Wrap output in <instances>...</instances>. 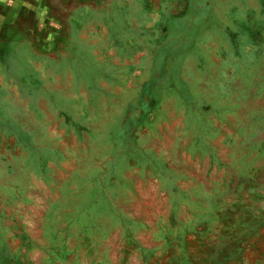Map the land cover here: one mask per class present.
Instances as JSON below:
<instances>
[{
  "label": "rangeland",
  "instance_id": "1",
  "mask_svg": "<svg viewBox=\"0 0 264 264\" xmlns=\"http://www.w3.org/2000/svg\"><path fill=\"white\" fill-rule=\"evenodd\" d=\"M73 3L0 0V239L36 264H94L98 234L106 264H264V0H111L72 42Z\"/></svg>",
  "mask_w": 264,
  "mask_h": 264
},
{
  "label": "crops",
  "instance_id": "2",
  "mask_svg": "<svg viewBox=\"0 0 264 264\" xmlns=\"http://www.w3.org/2000/svg\"><path fill=\"white\" fill-rule=\"evenodd\" d=\"M110 4H111V0H84V4H82V7H77V6L75 7L74 6V3H73L72 8H71L72 19L69 22L70 25H71L70 26V28H71L70 31H71V40H72V42H74V38H76V39L77 38H80V39H83V40L84 39H87V38H89V34L91 32L92 33H97L100 30L104 31V32H102V37H104L105 36V26L101 22L103 16L100 13V11H102V10H104V11L105 10H108V5H110ZM83 8H87V10L90 9L94 13H96L95 14V16L97 17L96 19L99 22L97 21L98 23L92 24L89 27H87V29L84 30V33L85 34H81L80 35L79 34V31H78V28H76L74 26V24H73V21H75L74 18H73V14L77 10L83 9ZM72 27H74L75 31L77 32L78 37H74L75 34H76V32H72ZM127 191L131 192L132 189H129ZM115 209H116V207H115ZM116 212H118V211L116 210ZM119 218H120V221H121V217H119ZM119 226H120V228L122 226V224L120 222H119ZM44 227H45V225H44ZM7 228H10L11 229L12 227L7 225ZM12 230L14 231L15 228H12ZM24 234L26 235L27 241L24 240L21 237L18 238V240L20 241V244H19L20 246H18L17 254L16 253L15 254L12 253L10 251V248L8 247V245L2 239H0V264H27L26 262H28V264H36L35 262H32L31 261L30 256H29L30 250H27L26 249V244H30L34 248L36 246H38V244H37L36 241L31 240L27 236L26 233H24ZM101 239H102V236H100L98 234V236H94V237L90 238V242H93V244L97 245L98 243L102 242ZM68 243L65 244L66 251L69 252V257H71V256L74 257V254L73 253L78 249V247L73 248V241L72 242H68ZM93 244L92 243L89 244V247H88L87 252H84L85 255L87 253V256L90 258L91 261H94V264H95V262H96V264H106V258H103V255L101 256V254L99 253V251H97V253L94 252L95 251V248L93 247ZM68 245H70V247ZM134 245H132L134 247L132 249H130L129 255L132 254V255H136L137 256V254H138V256L140 257V261L143 262V264H145V262L147 261V257L146 256L147 255L148 256L149 255H152V250L151 249H146L144 247V245H142L140 243H135ZM39 248H40V246H39ZM125 251H127L126 247H124L123 244H120L119 247H118V249L116 251L114 250V252H113L114 260H119L121 262L126 261L127 257H124L122 255V254H124ZM117 252H118V255H119L118 257L116 256ZM61 253H63V252H61ZM63 254H65V253H63ZM100 256H101V258H100ZM130 259H129V262L132 260V259L131 260ZM108 260H110V258L107 259V261ZM240 262H238V263H240ZM241 264H242V262H241Z\"/></svg>",
  "mask_w": 264,
  "mask_h": 264
},
{
  "label": "trees",
  "instance_id": "3",
  "mask_svg": "<svg viewBox=\"0 0 264 264\" xmlns=\"http://www.w3.org/2000/svg\"><path fill=\"white\" fill-rule=\"evenodd\" d=\"M23 239L27 241L26 235L23 233ZM28 264V262H26Z\"/></svg>",
  "mask_w": 264,
  "mask_h": 264
}]
</instances>
